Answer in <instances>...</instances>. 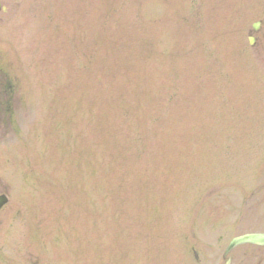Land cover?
Instances as JSON below:
<instances>
[{
    "label": "rangeland",
    "instance_id": "rangeland-1",
    "mask_svg": "<svg viewBox=\"0 0 264 264\" xmlns=\"http://www.w3.org/2000/svg\"><path fill=\"white\" fill-rule=\"evenodd\" d=\"M0 4V264H223L264 231V0Z\"/></svg>",
    "mask_w": 264,
    "mask_h": 264
},
{
    "label": "flooded vegetation",
    "instance_id": "flooded-vegetation-1",
    "mask_svg": "<svg viewBox=\"0 0 264 264\" xmlns=\"http://www.w3.org/2000/svg\"><path fill=\"white\" fill-rule=\"evenodd\" d=\"M13 83V78L0 67V146L4 144L9 133L8 130L15 129L13 125L16 121L13 119V112L16 105V97ZM258 252L255 254H258ZM249 256L242 255L240 257L241 264L246 263L251 258L254 259L255 264H259L258 261L261 258L259 255L251 258ZM233 260L234 257L232 256V262Z\"/></svg>",
    "mask_w": 264,
    "mask_h": 264
},
{
    "label": "water",
    "instance_id": "water-1",
    "mask_svg": "<svg viewBox=\"0 0 264 264\" xmlns=\"http://www.w3.org/2000/svg\"><path fill=\"white\" fill-rule=\"evenodd\" d=\"M252 28L256 30L258 28V23H254ZM249 43H253V38H248ZM8 197L6 194H0V208L7 203ZM256 244V245H264V232H246L236 236H233L229 243L227 244L224 254H228L234 247L241 244ZM224 264H230V257H227L224 261Z\"/></svg>",
    "mask_w": 264,
    "mask_h": 264
}]
</instances>
